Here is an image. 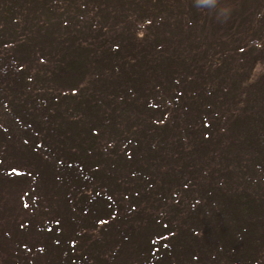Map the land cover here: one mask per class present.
Returning <instances> with one entry per match:
<instances>
[{"label": "trees", "instance_id": "1", "mask_svg": "<svg viewBox=\"0 0 264 264\" xmlns=\"http://www.w3.org/2000/svg\"><path fill=\"white\" fill-rule=\"evenodd\" d=\"M74 1L33 0L46 12L42 20L19 9L0 13V95L8 108L0 139L14 147L18 136L19 147L37 155L24 160L26 171L0 167L1 179H24L35 192L0 264H41L35 259L50 252L59 258L43 264H264V97L239 79L209 82L199 73L212 97L197 99L195 67L174 43L181 33L170 40L152 25H166V17L148 11L147 28L136 30L143 55L133 48L128 56L119 51L132 38L85 39L106 8ZM70 14L91 22L78 25ZM168 41L172 51L149 52ZM69 78L77 84L63 89ZM254 88L264 90V80ZM215 112L240 115L226 121L227 132L211 123ZM49 184L61 203L51 211L36 195Z\"/></svg>", "mask_w": 264, "mask_h": 264}, {"label": "rangeland", "instance_id": "2", "mask_svg": "<svg viewBox=\"0 0 264 264\" xmlns=\"http://www.w3.org/2000/svg\"><path fill=\"white\" fill-rule=\"evenodd\" d=\"M73 2L75 1L73 0ZM221 3H229L234 7V11L227 23H218L213 14L195 8L193 0H97L96 4H100L102 8H106L103 13L104 16L97 15L96 18L99 20L96 19L91 22L88 20L89 16L87 17L88 19H76L74 15H70L78 20V25L84 26L83 24L86 22L94 23L96 28L93 29V32L88 33L84 31L86 35L85 39L88 38L90 40L95 38L98 41L100 39L105 41L112 40L116 43L119 40L122 41V39L128 40V38H132L131 48L120 50L119 53L126 55L130 53L132 55L131 50L134 48L136 49L133 52L134 55L142 57L143 52L141 51L143 48L139 45L140 40L136 39V30L140 34H143L145 28H147L144 19L150 14L148 11L152 8L154 9L152 12L154 16L159 17L161 15L168 19V23L164 26L160 25L157 21L152 24L155 28H158V32L160 31L166 38H169V34L174 36L176 33H181L176 35L174 43L177 47L184 49L183 52L187 60H184V62L195 67L190 70V78H192L190 83L198 84L195 88L198 90L197 99L205 94L212 97L210 96L212 93L209 90V85L203 86V84L198 83L196 77H199V73H202L203 76L208 75L209 82L218 80V82L225 81L229 84L231 81L239 79L247 83L246 85L244 83V85L248 87V90L252 88L251 93L264 97V90L254 88L257 83L264 80V9L262 8L264 7V0H221ZM32 4L33 0H0V13H3L2 16H7L6 14L9 15L11 11L14 12L15 10L17 12V9H19V13L23 11L25 15L32 18H34L35 13H38L42 20L44 13H46L42 9L43 7ZM72 11L76 12V9ZM24 14L22 13V15ZM2 16L0 17V21L4 20ZM9 19L14 23V17H10ZM128 24H135L138 28L129 25L128 29ZM87 27L90 28V26ZM169 39L172 40V38ZM168 43L169 45L165 48L161 44L155 50L147 48L150 53L153 52L154 55L159 56L160 54V56H163L165 55L164 53L173 50L172 42L168 41ZM44 54L46 55L45 51L42 52L43 56ZM88 77H91V74ZM89 79L85 76V82ZM48 81L54 87L59 86L56 83V78L49 77ZM75 81H71L70 78L66 79L62 85L63 89H70L71 86L74 87L77 84ZM85 82L83 79L82 85ZM231 93L232 91L230 90L225 92L226 96L231 95ZM161 96L165 97L164 94H161ZM3 101L4 99L0 95V118L3 113L6 114L5 112H8V108ZM257 101L261 105L263 98ZM236 103H239V101ZM239 108H242V104H240ZM172 111L174 112V110ZM161 112H168V110L162 109ZM179 112H185V110L180 108ZM193 112H197L199 116L202 113L199 109ZM239 115L240 112H215V119L211 123L219 124L221 128H225L228 132L229 127L226 125V121H230L231 126ZM230 116L233 118L230 119ZM7 118L10 119L11 117L8 116ZM206 119L207 115L204 117L201 115L198 124L205 123ZM208 121L210 123V119ZM223 133L220 132V135H223ZM17 135H19L18 132ZM213 137L218 138L219 135L214 134ZM215 138L212 139L211 145L216 144ZM18 141L19 138L16 136L14 140L16 144H14V147H10L4 138L0 139V167H3L4 171L10 169H14V171L24 169L26 171L23 167L24 160L36 161L37 155L32 153L26 145L23 149L19 147L22 145L18 144ZM33 176L35 177L36 173H33ZM25 184L24 179L0 178V261L6 255L13 252L15 225L18 222L21 224L31 215L28 209L29 204H34L30 198L35 192ZM46 188H49L48 193L44 194L40 191L36 195H39L42 200L41 205L49 207L51 211L54 207L61 205V203L58 201L59 197L55 195L56 189L53 188V185L49 184V187L47 186ZM51 192H54V195ZM14 193L16 196H14ZM24 197L26 200H24ZM21 201L25 203L24 207H22ZM20 206L22 209H20ZM42 212L40 211V214ZM40 214L38 213L36 216L37 220ZM261 236V241H263L264 231H262ZM44 241L45 239L42 245ZM34 247L36 248V246ZM48 254V256H38L35 261L43 264L50 259L59 258L58 254L54 252Z\"/></svg>", "mask_w": 264, "mask_h": 264}, {"label": "clouds", "instance_id": "3", "mask_svg": "<svg viewBox=\"0 0 264 264\" xmlns=\"http://www.w3.org/2000/svg\"><path fill=\"white\" fill-rule=\"evenodd\" d=\"M193 6L213 14L218 23H227L234 11L233 5L221 0H193Z\"/></svg>", "mask_w": 264, "mask_h": 264}]
</instances>
